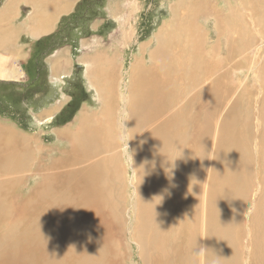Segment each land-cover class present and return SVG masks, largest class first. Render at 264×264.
<instances>
[{"label":"rangeland","instance_id":"1","mask_svg":"<svg viewBox=\"0 0 264 264\" xmlns=\"http://www.w3.org/2000/svg\"><path fill=\"white\" fill-rule=\"evenodd\" d=\"M83 1L77 0L62 12L66 14L59 18L52 33L33 41L34 36L23 32L20 42L27 56L18 60L17 65L21 64L24 75L15 79L17 82L0 81V125L11 127L28 138L24 140L17 135L19 138L12 141L14 147L2 148L4 153L1 152L6 154L14 149L20 164L0 169V192L6 191V199L2 197L6 204L0 211V264H14L10 257L1 260L3 252L11 246L9 243L16 235L28 232L40 212L43 211V216L53 211L55 219H61L48 205L49 202L56 203L53 196L62 192L64 186L55 181L49 188L50 180H60L65 177L64 173L85 168L98 159L102 164H113L114 170L118 169L106 180L110 188L106 197H112V201L110 205L94 206L96 209L92 207L88 211L95 217L93 222L88 221L89 214L83 215L79 224L86 229L83 233L70 234L72 229L66 230V223L61 224L65 229L63 236H71L73 247L75 241L83 244L85 250L90 251L89 258L100 252L98 256L104 264H152L151 259L161 253L160 250H181V257L185 250H193L194 264H204L207 250H210L204 229L207 219L203 211L204 184L207 179L214 182L221 150H235L242 145L241 138L246 142L249 169L243 174L236 169L230 171L229 179L236 183V189H228L230 181L226 182L228 190H225L231 195L227 200L225 247L231 264H264V155L258 144L259 140L264 142V0H97V3L87 0L89 8L87 5L81 8L79 4ZM8 2L0 0V9ZM18 4L16 18L24 25L31 4L24 0ZM76 11L84 13L77 17ZM188 25L193 33L182 35L180 44L174 46L173 51L177 52L175 57L178 58L182 52L186 64L190 65V73L195 75L185 78L181 71L177 93L158 113L150 115L153 113L150 100L145 104L140 99L138 84L141 76L134 79V89L132 93L130 91L131 73L139 62L144 67L151 66L153 52L160 51L161 45H157L164 32H175L182 27L184 33ZM63 26L67 28L62 36L68 41L58 49L69 58V71L54 79L49 63L55 52L44 56L45 44L49 42L48 37ZM34 54L39 60L44 56L46 72L38 70L35 75L36 68L31 60ZM98 56L105 60L103 64H97ZM191 57L196 59L194 64ZM93 60L95 62H90ZM40 62L37 65L42 66ZM92 63L96 67H92L93 71ZM89 69L102 72L104 82L108 81L109 85L103 84L106 89L102 94L92 86L87 74ZM142 81L145 82L144 78ZM101 95L107 97V101L112 98L106 106L107 112L102 106ZM134 98L135 103H132ZM72 103L77 109L74 113L73 107H69ZM201 105L210 106L213 114L207 144L194 134L197 131L192 123L198 113L190 108L199 110ZM53 107L56 111L47 120ZM135 108L139 110L135 112ZM246 110L250 113L249 127L243 131L241 119ZM230 111L236 112L233 113L235 122L225 129L223 120ZM83 113L91 115L93 120L95 115L99 120L97 123L104 121L102 130L106 140L99 149L79 150L71 156L68 147L73 141L68 140V133L75 130L78 121L87 120H78ZM102 113L109 115V122ZM166 125L174 130L164 143L166 156L158 160L148 157V162L153 165L147 169L146 181L156 177L148 182V188L151 184L153 188H159L156 182L160 176L161 190L149 207L151 218L146 219L148 211L144 201L148 205L150 197L155 195L151 189L143 192L141 187L143 158L147 153L153 154L146 149V139L157 127ZM62 131L67 133L61 135ZM2 140L6 142L9 137L3 134ZM147 143L156 146L155 142ZM195 147L197 157L193 158L191 152ZM199 155L207 158L206 182L191 178L186 189L183 181L180 187V179L175 182L171 173L176 171L178 164L184 166L189 175L192 170L196 172L192 162L196 165ZM168 159L175 163L165 173ZM89 169L93 172V168ZM159 171H162L161 175H156ZM193 187L197 188L196 199L191 192ZM144 193H149L148 199ZM39 205L41 209H38ZM33 208L39 211L34 212ZM77 214L75 208L71 216L74 218ZM14 225L17 231L9 235V228ZM75 249L80 255L85 251ZM178 255H172L168 261L180 258ZM39 257L40 254H35L34 258Z\"/></svg>","mask_w":264,"mask_h":264},{"label":"bare ground","instance_id":"2","mask_svg":"<svg viewBox=\"0 0 264 264\" xmlns=\"http://www.w3.org/2000/svg\"><path fill=\"white\" fill-rule=\"evenodd\" d=\"M19 1L20 0H9V2L6 5H4L2 9H0V26L1 24L4 23V21H9L17 17L18 15L17 8L19 5L18 4ZM24 1H28L32 5L31 15L28 20L35 23L33 24L34 26L33 32L35 31L33 33L34 36L41 35L42 33L49 31L52 28L53 24L51 25L48 21L51 18H53V16L56 14V11L57 13L67 11L74 2V0H63V1L62 0H47V1L24 0ZM3 18H6V20H4ZM45 22L48 23L42 25V23ZM31 24L28 23V25ZM188 26L186 27L184 33H182V27L180 28V30L175 32H170V31L164 32L159 38V42L157 45V46L161 45L160 51L153 52V59H152L153 63L151 64V66L147 67L148 66L147 65L146 67H144L143 63L139 62V65L134 69V72L131 73L132 79L130 83V88H131L130 91L131 93L133 92L134 79L136 77L141 76L140 83L138 84V87L141 89L140 99H143L145 104L147 101L150 100L151 102L150 105L152 106L151 109H153V113L150 112V115H154L158 113L163 107V105L168 100H170L175 93H177V89L179 88V83L181 82L180 79L182 78L181 77L182 75L179 74L181 71H183L181 73L185 78H189L195 75L193 73L192 74L190 73V69L188 68L190 65L186 64V60L183 59L182 52L179 50L180 51L179 58H182L181 60L178 57H175V54H177V52L173 51L174 46H178V44H180L182 35L190 34L192 32L190 26L189 27ZM2 30L3 28L0 30V35H2L3 33ZM192 38L194 37L192 36ZM240 41L237 40L236 42H240ZM6 43L8 42L6 41ZM186 48L187 47H185V49ZM98 57L99 58L96 59L97 64H103L105 60L104 59L101 60L100 56ZM5 59H6L5 57L4 58L0 57V77L11 78V79H15L19 77L20 73L18 69H15L13 66L11 67L5 66L6 65V63L4 62L6 61ZM195 60L196 59L191 57V62L193 64ZM59 61L64 64L70 62L67 55H59V56L57 55L55 59L51 60L52 66L55 70L58 66ZM90 62H95V60ZM93 64L94 63H92L91 70L92 67H94ZM94 68L96 69V67ZM63 69L64 72L66 73L67 71L65 70V67H63ZM87 74L92 86L95 87L97 91L102 94V91L106 89V86L103 87V84L107 82V85H109L107 80L104 82V76H102V72L98 71L95 73V72H91L89 69ZM53 78L57 79V77L55 76H53ZM143 78L145 82L142 81ZM139 88L137 90H139ZM148 90L150 91L149 93ZM135 98L132 103H135V100L137 99ZM107 99H108L107 97L103 98L101 95V101L103 103L102 106L106 110L105 112H107L106 106H108V104L112 101V98L110 101H107ZM206 107L202 106L199 110L195 109L193 106L190 108L191 110L198 113L192 119L194 130L197 131L194 134L197 133L196 135H199L201 141L204 144H207V135L209 133V128L211 127L212 124V115H213L211 113L212 109L210 108V106H208L207 108ZM138 110L139 109H136L135 112ZM55 111H56V107H53L51 113H49L46 116V118L48 117L47 120L52 118L49 116H51ZM137 113H140V111ZM233 113L236 112L230 111L227 117L225 118V120H223V126L225 127V129H227L228 126L234 124L235 114ZM102 114H103L102 117L103 118L105 117L107 119L106 122H109L108 121L109 115L107 113L105 114L102 113ZM262 114L264 118V107L262 109ZM249 115L250 113L248 112V110H246L244 112V117H242L241 119L243 131H246L249 127L247 121L249 119L248 118ZM138 117L139 116H136V118ZM80 119H87V120H83L82 122L78 121L75 130L68 133V140L69 141L71 140V142L73 141V143L68 147V152L69 155L71 156L78 154L79 150L89 151L91 149L92 150L99 149L102 143H104L106 140L104 136L105 131L102 130L104 121H100L99 123H97L99 120L95 118V115L93 120L91 115H89L88 113H83L78 120ZM172 132H174V130L168 125L159 126L152 132V135L149 134V136L146 139L147 142H155L156 144V146L152 147L149 143L146 142V149L152 152L153 154L147 153L146 157L143 158L144 161H142L141 158V161L144 162V164L142 165V169H143V180L141 183L142 190L144 192L147 189L146 192H149V190L151 189L155 193V195L150 197L151 202L148 203V205H146L147 202L144 201V207L146 208V211H148L146 215V219L151 218V210L149 207L151 203L154 201L155 196L160 194V190H161L160 176L157 177L158 181L156 182V184L159 185L158 186L159 188H156V186L155 188H153L152 184L150 185V188H148L149 187L148 182L150 180H155L156 178L155 176L154 178L150 177V180L148 182L146 181L147 180L145 178L146 172L149 173V170L147 169L150 168V165L151 166L153 165L148 162V157L150 158L155 157V159L158 160L163 158V156H166L164 150V143H166L170 133ZM65 133H67V131L60 132L61 135ZM3 134L4 136L9 137V140H7L6 142L5 140H2ZM92 134H94V136ZM17 135H19L24 140H28V138L22 137L19 133L15 132V130H13L11 127L4 128L3 126L0 125V169L14 168L20 164V161L14 156V151H15L14 149L9 150L8 153L6 154H2L4 153L2 152V148L4 149L7 147L8 148L14 147L12 141H15L19 138ZM91 135L93 136L92 138ZM241 139H242V145L239 144L235 150H229V149L221 150L220 155L217 158V163L215 167L214 182H212V180L210 179H207L208 165H207V158L205 155H199V159L198 162H196V165L192 162V168H196V172H193L192 170L191 175H189V173L186 172L187 171L186 168L180 164H178L176 171L171 173V177L175 182H177L178 179H180V183L178 184L180 187L182 185L181 181H183L184 189H186V187L188 186V183L190 182L191 178L193 179L201 178L203 182H206V179L208 180V182L204 184V188H203L205 193L203 200V211L205 214V218H207L204 221V229L207 235L206 241L210 244V250H207L204 259V264H231L229 251L225 247V243L228 237L227 200L231 195L230 193H227V190L236 189V183L231 181V178L229 179L230 171L232 169H236L239 174H243L247 172V170L249 169V166L247 167V160H249V157L246 154V142L244 141V138ZM258 144L262 152L261 154L264 155L263 153L264 142L259 140ZM191 153H193L192 155H194L193 158L197 157L196 147L194 151H192ZM105 162H107V160H105ZM174 163L175 160L173 161H171L170 159L166 160V167L164 168L165 173L173 168L172 166L174 165ZM89 168H93V172H90ZM190 168H191V164H190ZM117 172L118 169L114 170L113 164L105 165L102 164L100 159H98L94 163L86 166L85 168H80L78 170H73L71 172L64 173L65 177L61 178L60 180L52 178L49 183V188H51L55 184V181L57 182L59 181L64 186L62 192L55 194L53 196L56 203L49 202L50 205H48L50 208H53V210L56 211L57 214L61 216V219L59 220L55 219V216L52 213L53 211L50 212L49 214H43V216H41L43 211L42 213L40 212V215L37 218H35L36 224L34 222L31 227H28L30 228L28 232L26 231L25 234L16 235L15 240L9 243L12 247L11 246L6 247V251L3 252L2 254L3 257L1 258V260L5 257L6 258L10 257L14 261V264H27V263L31 264L32 262H35L34 264H104L101 260L102 258L98 256L100 255V252L97 256L96 254H94L95 256L89 258L90 251L85 250V246L83 244H81L78 241H75V245L73 247V241L72 238H70L71 236L69 237L66 234L68 237H65L63 236V233H65V229L66 230L72 229V232H70V234L71 233L76 234V232L80 233L86 230L85 228L79 225L81 224L80 222L83 221L82 219L83 215L89 214L88 211L91 210L92 207L94 208V206L99 208L98 206L111 204L112 197L111 198L106 197L107 192L110 191V188L107 185L108 182L106 183V180L108 176L112 174L115 175ZM161 173L162 171H159L156 175H161ZM115 178L118 179V176H115ZM228 180L230 181V187L227 189L226 182ZM5 192H6L5 190L0 192V211L2 210V207L5 206L6 204L5 201H4L5 204H3V200H2V197H4V200L6 199ZM191 192L194 196V199H196L197 188L193 187L191 189ZM54 193H56V191ZM145 193H144L145 199H148L149 193L147 194ZM96 203H98V205H96ZM55 207L56 210L54 209ZM96 207L94 209H96ZM75 208L78 210V214L73 218V216H71V212ZM155 208L152 211L154 216L156 215V213L154 212ZM38 209H41L40 205L38 206ZM44 210L46 211L45 208ZM37 211L39 210H35L34 212ZM51 215H53V218L51 217ZM68 219L70 220L67 221ZM87 219L88 221L91 220L93 222L95 220V217L89 214V217ZM63 223H66L65 229L62 228L63 226H61V224ZM156 227L158 228V226ZM16 231H17V227L14 225L12 228H9V235H13ZM59 238L62 240V242H60L61 240ZM74 239L76 238L74 237ZM81 240L82 242L84 241L82 238ZM75 248H80L83 249V251L84 250L85 251L80 252L82 253L80 255ZM160 251L161 253L159 252L157 256L151 259L152 264H194L193 250H185V253L182 257H181L182 254L179 253L181 250H172V251L168 250L166 252H162L164 250H160ZM35 254H40L39 259L35 260L34 258ZM178 254H180V258L179 257H176L174 259L171 258V260L168 261V259L172 255L174 257V255L179 256ZM106 257L107 256H105V258Z\"/></svg>","mask_w":264,"mask_h":264},{"label":"crops","instance_id":"3","mask_svg":"<svg viewBox=\"0 0 264 264\" xmlns=\"http://www.w3.org/2000/svg\"><path fill=\"white\" fill-rule=\"evenodd\" d=\"M62 1H61V3H62ZM76 1L77 0H74L73 3H75ZM61 3H60V5H61ZM30 6H32V5H30ZM31 11H32V7H31ZM64 14H66V13H62V12L57 13V11H56V14L53 16V18H51L48 21L51 25L53 24L52 28L49 31L42 33L41 35H36V36L33 35V33L35 32V31L33 32V29H34L33 24H35V23L28 20L30 15H31V12L29 13V17L27 18L26 23L24 25L22 24V22H19L17 20V18L11 19L9 21H4V23L1 24L0 30L3 28V30H2L3 33L1 32L2 35H0V40H1V42H0V57L6 58L5 59L6 61L3 60L6 63L5 66H7V67L13 66L15 69H18L20 76L15 78V79H20L24 75V73L22 71L23 69H22L21 64L19 66L17 65L18 60H21L23 57L27 56V53L25 52L24 46H22L21 42H20V39H21V36L23 35V32H26V34H30V35L34 36L33 38H31V40L34 41L37 38H39L45 34L52 33L55 30L54 28L56 27V24H57L59 18ZM3 19L6 20V18H3ZM53 20H54V22H53ZM27 22L29 24H31V23L32 24L28 25ZM48 22L42 23V25H45ZM8 39H9V41H8ZM6 41L8 43H6ZM5 43H6V45H5ZM54 52H55V54H53V59H55L57 57V55L58 56L64 55V53L62 52V49H56ZM69 64H70V62H67L66 64H64V63L59 61L58 66L55 70L52 66V62H50L49 66H50L51 75L52 76H58V75H62V74H67V72L69 71ZM66 66H67V68H65V70L67 72L65 73L63 67H66ZM5 79H7V80H5ZM15 79L1 78L0 77V81L5 80V81L17 82V80H15Z\"/></svg>","mask_w":264,"mask_h":264},{"label":"trees","instance_id":"4","mask_svg":"<svg viewBox=\"0 0 264 264\" xmlns=\"http://www.w3.org/2000/svg\"><path fill=\"white\" fill-rule=\"evenodd\" d=\"M93 1H94V0H93ZM94 2L97 3V0L94 1ZM87 3H89V2H88L87 0H84L83 3H82V4H79V5H81V8H82V7L86 6ZM91 3H92V0H91ZM79 8H80V7H79ZM87 8H89L88 5H87ZM82 13H84V12H77V11H76V15H77V17H79ZM64 28H67V27H66V26H63L62 30H60L59 32H55L54 34H51L50 37H48V38H49V42H47V43L45 44V47L47 48V51L44 53V56H45L46 54H50L52 51H55V50L58 49L59 47H62L63 45H66V44H67V41H68V40H66L65 37L62 36V33H63V31H64ZM39 45H41V42H40ZM38 51H42V49H39ZM44 56H43V58H44ZM43 58H42V60H39V59H36L35 54L32 55L31 60H32V62H34V63H33V67L36 68V69H35V70H36V74H35V75L38 74V72H39L38 70H42L43 73L46 72V65H45L44 62H43ZM40 61H41V62H40ZM38 62H40V63L42 64V66L37 65ZM27 70H29V69H27ZM71 106L73 107V106H75V105L72 103V104H70L69 107H71ZM75 110H77V109H74V107H73L72 110H71L72 113H74ZM62 115H63V116L66 115L65 111L62 112Z\"/></svg>","mask_w":264,"mask_h":264}]
</instances>
